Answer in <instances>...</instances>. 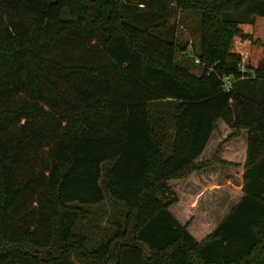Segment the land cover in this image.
I'll list each match as a JSON object with an SVG mask.
<instances>
[{"label": "trees", "instance_id": "obj_1", "mask_svg": "<svg viewBox=\"0 0 264 264\" xmlns=\"http://www.w3.org/2000/svg\"><path fill=\"white\" fill-rule=\"evenodd\" d=\"M171 4L199 14L194 47L155 30ZM219 119L247 131L243 196L191 230L169 182L229 162V138L201 158ZM105 192L123 221L92 238ZM0 264H264V0H0Z\"/></svg>", "mask_w": 264, "mask_h": 264}, {"label": "rangeland", "instance_id": "obj_2", "mask_svg": "<svg viewBox=\"0 0 264 264\" xmlns=\"http://www.w3.org/2000/svg\"><path fill=\"white\" fill-rule=\"evenodd\" d=\"M140 9L143 17L153 16L152 23L163 22L161 18L163 12L158 11L154 5H140ZM168 12V15L165 14L168 17V20H166L167 27H157L155 30L163 36H167L169 33L167 32L168 26L174 24L176 41L179 44H184L187 49L197 45L200 36L198 29L199 14L192 9H179L175 4L169 6ZM159 13L160 15H158ZM148 22L143 19L141 23L147 24ZM240 27L245 33H251L253 28L248 23H242ZM248 44L241 37H235L232 50L240 53L241 57H245V54L250 51ZM187 55L188 51L178 46L177 60L186 61L190 70L198 73L201 70L200 65L189 60ZM247 57L244 61H247ZM234 132H236V128L230 127L225 121L219 119L217 127L213 131L208 146L201 157H210L217 146L229 138V141L222 145L220 152V156L229 162L207 167L193 172L187 178L169 182L170 187L177 193L180 201L177 210L176 208L173 209L174 206L171 208L174 212L180 213L183 222L190 221L191 230H194V228L197 230L206 229V232H208L243 196L244 149H246L247 131L241 129L235 136H229ZM85 209L89 213L81 220L79 227L81 231L92 238H98L101 234L110 231L113 223L120 224L123 221L124 207L112 199L107 192H105V198L102 202L85 206ZM199 232L195 231L196 234ZM129 241L131 243L132 238ZM132 243H135V241Z\"/></svg>", "mask_w": 264, "mask_h": 264}, {"label": "built area", "instance_id": "obj_3", "mask_svg": "<svg viewBox=\"0 0 264 264\" xmlns=\"http://www.w3.org/2000/svg\"><path fill=\"white\" fill-rule=\"evenodd\" d=\"M248 52H247V54H245V57L243 56L242 57V61H241V63H240V70H242V71H245V63H246V61H244V59L248 56ZM197 62H199V60L197 59L196 60ZM225 80H226V83H225V89H228L229 87H230V81H229V78L228 77H225Z\"/></svg>", "mask_w": 264, "mask_h": 264}, {"label": "water", "instance_id": "obj_4", "mask_svg": "<svg viewBox=\"0 0 264 264\" xmlns=\"http://www.w3.org/2000/svg\"><path fill=\"white\" fill-rule=\"evenodd\" d=\"M132 240L135 241V237H132ZM133 241H132V242H133ZM132 242H131V243H132ZM132 244H133V243H132Z\"/></svg>", "mask_w": 264, "mask_h": 264}, {"label": "crops", "instance_id": "obj_5", "mask_svg": "<svg viewBox=\"0 0 264 264\" xmlns=\"http://www.w3.org/2000/svg\"><path fill=\"white\" fill-rule=\"evenodd\" d=\"M248 24H250V23H248ZM250 29H251V27H250ZM251 31V30H250ZM205 152V151H204ZM204 152H203V154H204Z\"/></svg>", "mask_w": 264, "mask_h": 264}]
</instances>
